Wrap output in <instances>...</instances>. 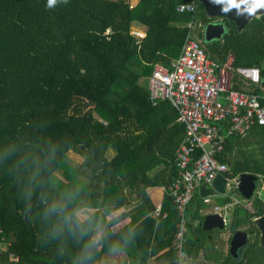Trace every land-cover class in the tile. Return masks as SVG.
Masks as SVG:
<instances>
[{"label": "trees", "instance_id": "obj_1", "mask_svg": "<svg viewBox=\"0 0 264 264\" xmlns=\"http://www.w3.org/2000/svg\"><path fill=\"white\" fill-rule=\"evenodd\" d=\"M187 1L140 0L132 7L129 0H69L49 9L47 0H0V242L9 245L3 262L14 254L19 264H72L83 241L50 238L42 210L45 199L79 186V200L103 225L92 264L113 244L121 245L129 264H176L172 198L166 193L153 218L147 190L169 188L177 177L174 160L185 128L169 101L151 103L149 81L156 63L170 67L181 54L192 16L177 8ZM198 20L203 40V26L211 19L200 1ZM223 23L224 39L205 46L209 57L225 65L233 55V88L261 93L235 70L257 67L264 79V15L242 31L233 21ZM138 26L146 30L143 39L132 34ZM161 135L183 136L171 152L157 154ZM71 152L84 159L79 168L68 162ZM219 160L230 167L227 178L259 176L258 189L264 181V126L229 140ZM163 165H172L168 180L152 174ZM212 195L203 185L189 208L187 250L197 259L202 254L211 260L200 212ZM134 201L139 205L131 223L114 233L112 215ZM251 201L256 213L238 206L229 226L233 234L245 229L249 244L239 259L228 251L222 264H264L255 224L264 215V201ZM130 230L134 238L125 244Z\"/></svg>", "mask_w": 264, "mask_h": 264}, {"label": "built area", "instance_id": "obj_2", "mask_svg": "<svg viewBox=\"0 0 264 264\" xmlns=\"http://www.w3.org/2000/svg\"><path fill=\"white\" fill-rule=\"evenodd\" d=\"M199 1L188 0L178 6V12L192 16L181 54L170 67L156 63L149 81L152 102L169 101L177 111V122L185 128V140L174 160L178 175L168 188L178 218L172 245L176 264H196L197 261L188 252L187 242L191 224L189 208L198 186H212L218 176L230 171L229 165L219 160L229 140L244 138L255 126H264L261 70L257 67L235 70L246 84L260 86L261 93L233 88V68L210 58L198 35L202 27L198 20ZM132 34L140 39L146 37V33L137 28ZM227 179L228 189H232L239 177ZM236 204L240 205L241 201ZM242 206L249 213H256L251 200H244ZM8 253L9 245L0 242V264L20 263L14 254H9L3 262L2 255Z\"/></svg>", "mask_w": 264, "mask_h": 264}, {"label": "clouds", "instance_id": "obj_3", "mask_svg": "<svg viewBox=\"0 0 264 264\" xmlns=\"http://www.w3.org/2000/svg\"><path fill=\"white\" fill-rule=\"evenodd\" d=\"M58 3L68 4L69 0H47L46 7L51 9ZM214 5H219L222 13H229L236 9L238 16H254L259 10H264V0H211ZM81 189L76 186L65 190L57 197L44 200L42 210L43 218L49 222L48 235L55 239L65 235L71 236L78 242L83 241L79 252L75 255L72 264H92L96 250L100 246V234L103 225L92 216L88 207L79 200ZM95 233V235H91ZM134 232L130 230L124 243H130ZM120 244H113L109 251L119 252Z\"/></svg>", "mask_w": 264, "mask_h": 264}, {"label": "crops", "instance_id": "obj_4", "mask_svg": "<svg viewBox=\"0 0 264 264\" xmlns=\"http://www.w3.org/2000/svg\"><path fill=\"white\" fill-rule=\"evenodd\" d=\"M139 2H140V0H133L132 7L137 6L139 4ZM137 29L146 33L145 28L142 26H138ZM233 59H234V56L231 55L229 57L227 64L231 65V62L233 61ZM182 136L183 135H161L160 138H158V140H157L156 153L157 154H164L166 152H171L176 147V145L180 141V139H182ZM246 137H244V138H246ZM249 138H251V137H249ZM249 138H248V140H250ZM178 151H179V149H178ZM178 151H177V153H178ZM113 155L114 154L111 153V157H113ZM172 165L169 167H166L163 165V166L159 167L158 169H156L152 174L154 176L159 175L161 178L164 177L168 180L172 176V171H171ZM136 174L138 176H140V163H139V161L136 162ZM223 176L225 178H227L225 174H223ZM232 186H234L233 183H232ZM202 187H203V185L198 186L197 193H200L202 191ZM208 188L213 190V195L208 197V198H205V200L209 199V201H210L209 203H206L204 200L205 206L203 207V209H201V212H200L201 215L204 217V221L208 215L220 214L224 218L225 222L228 223L226 228L229 227L231 225V222L233 221V219H235V217H236L235 212L237 210V207L242 206L243 201L246 199L242 195H239L237 193V189H234L232 192H229L227 195H222L213 185L212 186L208 185ZM147 193L149 195L151 203L155 206V209L151 213V217L158 218L160 213H161V210H162L165 195H166V193H168V188L151 187V188H148ZM226 198H230L232 202H230L228 204H224V200ZM237 201H241V204L240 205L236 204ZM138 205H139V201H134L133 204L130 205L129 207H124L112 215L111 219L117 220V224L113 227L114 233H118L122 228H124L126 225L131 223V221L133 219V215L136 213L135 209L137 208ZM217 207L219 208L218 210H216ZM159 210H160V212H159ZM204 221H203V226H204ZM196 223L199 224V221H196L194 223V227H196ZM226 228L223 230L224 231L230 230V229L226 230ZM190 230H191V228H190ZM215 230H220V229H214L212 231H205V232L209 233L207 235V239L210 241L209 255H210L211 259L213 257V251H212L211 246L216 241V240L214 241ZM190 233H192V231H190ZM100 237H101V234H100ZM100 237H99V239H100ZM231 239H232V234H230L229 232L224 233L223 237L218 238V241H216V242H218L217 246H218V249L221 251V253L225 249L227 250V253H228V251H230ZM161 243H163V242L160 241L158 246ZM167 251H168V249L165 248L160 252L159 255H163ZM201 256H202V254H201ZM151 262H152L151 264H153L154 260H151Z\"/></svg>", "mask_w": 264, "mask_h": 264}, {"label": "water", "instance_id": "obj_5", "mask_svg": "<svg viewBox=\"0 0 264 264\" xmlns=\"http://www.w3.org/2000/svg\"><path fill=\"white\" fill-rule=\"evenodd\" d=\"M206 15L211 19L203 27V43L210 45L215 42L222 41L227 32L223 19L233 21L237 24L238 29L242 31L253 19L263 16L264 10H259L254 16H238L236 9H232L229 13H222L219 5H214L211 0H200ZM152 103V100H151ZM259 176L254 174H242L239 176L238 184L228 189V179L223 175L218 176L213 182V186L222 194L227 195L234 189L239 190L246 200H251L257 190ZM255 224L261 233V245L264 247V215L255 219ZM227 226L224 218L220 214L208 215L205 218L204 231H212L214 229L223 230ZM249 244V234L247 231L238 230L232 235L230 243V254L234 259H239L242 250Z\"/></svg>", "mask_w": 264, "mask_h": 264}, {"label": "rangeland", "instance_id": "obj_6", "mask_svg": "<svg viewBox=\"0 0 264 264\" xmlns=\"http://www.w3.org/2000/svg\"><path fill=\"white\" fill-rule=\"evenodd\" d=\"M129 1H130L131 5H132L133 4V0H129ZM134 29L135 28H133V30ZM83 160L84 159L80 155H78V154H76L74 152H71L68 155V162L74 167L79 168L81 166V164L83 163ZM263 184H264V181L262 179L261 182H260V185H259L258 189L255 191V194L252 197V199H255V198L259 197L261 200L264 201V185ZM94 212L95 211H93V210L89 211L90 214H93ZM228 229H230V227L226 228V230H228ZM243 230L245 231V229H243ZM226 232H229L230 234L233 235L231 230H228V231L215 230V232H214V234H215L214 241L215 240L218 241V238L223 237V234L226 233ZM216 241L211 246L212 251H213L212 259L211 260H206L204 255H202L200 258L197 259L196 264H220V263L222 264L223 263V261L225 260V257H227V250L225 249L221 253V251L218 249V246H217L218 242H216ZM94 264H129V256L123 251L108 252V253L104 254V256L102 257V259L100 261H97Z\"/></svg>", "mask_w": 264, "mask_h": 264}]
</instances>
